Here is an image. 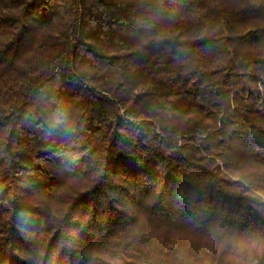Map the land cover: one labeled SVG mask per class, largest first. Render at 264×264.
<instances>
[{"label":"trees","instance_id":"1","mask_svg":"<svg viewBox=\"0 0 264 264\" xmlns=\"http://www.w3.org/2000/svg\"><path fill=\"white\" fill-rule=\"evenodd\" d=\"M0 264H264V0H0Z\"/></svg>","mask_w":264,"mask_h":264}]
</instances>
